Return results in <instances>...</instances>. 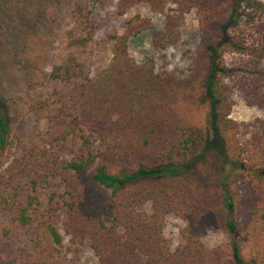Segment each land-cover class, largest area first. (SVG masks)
Listing matches in <instances>:
<instances>
[{"label":"trees","instance_id":"obj_1","mask_svg":"<svg viewBox=\"0 0 264 264\" xmlns=\"http://www.w3.org/2000/svg\"><path fill=\"white\" fill-rule=\"evenodd\" d=\"M98 1L70 0L63 35L75 50L95 38ZM58 2L0 0V34L21 72L20 94L0 87V211L44 252L24 263L0 243V264H50L67 237L88 242L98 264H264V126L242 135L230 86L250 87L264 112V2L118 0L122 16L141 3L174 5L178 19L196 12L202 41L186 77L130 54L152 27L140 13L110 35L112 57L95 73L74 51L47 68L36 31ZM169 214L185 222L175 249ZM214 221L229 241L209 247Z\"/></svg>","mask_w":264,"mask_h":264},{"label":"rangeland","instance_id":"obj_2","mask_svg":"<svg viewBox=\"0 0 264 264\" xmlns=\"http://www.w3.org/2000/svg\"><path fill=\"white\" fill-rule=\"evenodd\" d=\"M264 2V0H261ZM70 0H59L56 13L50 20L42 24L36 31V48L47 58V68L53 63L61 62L71 52L79 55L87 72L95 73L105 67L112 57V43L110 35L122 34L125 31V19L136 13L148 18L152 27L146 29L139 36L132 38L129 44L130 54L138 61L153 60L158 70H168L179 77L190 74V68L196 59L202 41L196 12L192 10L182 19L175 17L174 5H168L165 12L154 11L145 3L132 7L125 16L118 14V0H100L97 2L92 20L96 24L93 42L82 50H75L67 43L63 31L70 25ZM171 16V17H169ZM173 16V18H172ZM56 17V21L54 19ZM229 59L238 60L235 56ZM21 72L10 59L9 43L0 34V87L5 88L8 95L20 94L19 86ZM233 87L232 117L241 128L246 139H251L262 131L264 126V112L251 99V88L242 83L230 84ZM23 108L26 104L21 103ZM27 128L36 124L32 116L24 121ZM149 210V205L142 207ZM61 216L63 212L61 210ZM185 222L174 214L166 217L164 234L171 249L178 247L182 240L180 232ZM34 234L26 228L15 227L6 212L0 211V243L11 257L29 263L37 259L44 252L34 244ZM203 241L209 247L223 245L229 241L228 233L214 221L210 229L204 234ZM48 257V254H46ZM46 257V260H47ZM50 264H98V259L88 242L74 245L67 237L65 245Z\"/></svg>","mask_w":264,"mask_h":264}]
</instances>
